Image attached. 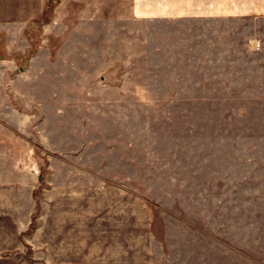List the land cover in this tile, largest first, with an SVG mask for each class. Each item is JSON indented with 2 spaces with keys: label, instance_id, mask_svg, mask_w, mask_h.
Returning <instances> with one entry per match:
<instances>
[{
  "label": "rangeland",
  "instance_id": "1",
  "mask_svg": "<svg viewBox=\"0 0 264 264\" xmlns=\"http://www.w3.org/2000/svg\"><path fill=\"white\" fill-rule=\"evenodd\" d=\"M90 2L0 10V264H264V19Z\"/></svg>",
  "mask_w": 264,
  "mask_h": 264
},
{
  "label": "crops",
  "instance_id": "2",
  "mask_svg": "<svg viewBox=\"0 0 264 264\" xmlns=\"http://www.w3.org/2000/svg\"><path fill=\"white\" fill-rule=\"evenodd\" d=\"M81 5L78 16L102 15V6L90 0H59ZM129 14L134 16H195L197 18H243L258 17L264 19V0H130ZM93 5L95 6L93 8ZM44 9V0H0L1 14L17 17L11 22L8 38L18 40L28 23L40 19ZM92 9H95L91 12ZM15 43V42H13ZM14 45L11 44L10 47Z\"/></svg>",
  "mask_w": 264,
  "mask_h": 264
},
{
  "label": "trees",
  "instance_id": "3",
  "mask_svg": "<svg viewBox=\"0 0 264 264\" xmlns=\"http://www.w3.org/2000/svg\"><path fill=\"white\" fill-rule=\"evenodd\" d=\"M48 10V9H47Z\"/></svg>",
  "mask_w": 264,
  "mask_h": 264
}]
</instances>
